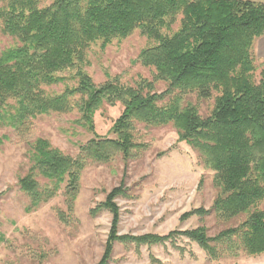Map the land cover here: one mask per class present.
Masks as SVG:
<instances>
[{
    "label": "trees",
    "instance_id": "16d2710c",
    "mask_svg": "<svg viewBox=\"0 0 264 264\" xmlns=\"http://www.w3.org/2000/svg\"><path fill=\"white\" fill-rule=\"evenodd\" d=\"M0 28L13 39L0 51V122L25 134L38 116L77 108L76 122L95 133L78 144L77 155L46 137L27 140L29 168L18 179L30 199L27 210L62 193L66 209L57 208V214L67 223L90 163L120 156L128 165L145 148L138 141L139 125H172L179 140L214 171L217 189L210 208H193L182 218L214 213L223 228L214 235L205 224L166 235L121 234L117 199L129 196L122 179L93 209L112 214L96 264H111L116 242L139 248L178 235L196 242L212 260L264 253V60L258 64L255 54V42L264 35V2L53 0L40 6L39 0H0ZM137 29L156 41L139 55L141 64L154 68L153 77L141 76L134 84L95 83L83 69L91 44L101 40L106 45ZM68 69H77V75L63 76ZM70 78H77L75 85L66 83ZM59 83L66 84L61 92L46 89ZM191 94L213 100L207 115ZM104 103L123 106L110 129L113 136L95 130L93 116Z\"/></svg>",
    "mask_w": 264,
    "mask_h": 264
},
{
    "label": "rangeland",
    "instance_id": "374dc122",
    "mask_svg": "<svg viewBox=\"0 0 264 264\" xmlns=\"http://www.w3.org/2000/svg\"><path fill=\"white\" fill-rule=\"evenodd\" d=\"M52 1L39 0V5L45 6ZM177 28L175 25L174 29ZM12 43V37L0 28V51ZM155 43L139 29L106 45L99 40L88 49L83 69L97 84L116 79L134 84L141 76L152 78L154 68L141 64L139 55ZM255 54L260 64L264 55L256 51ZM76 73L77 69H68L62 75L70 77ZM76 81L77 78H70L66 83L72 86ZM65 85L59 83L46 89L61 92ZM164 88V83H160L159 90ZM190 99L199 105L204 115L213 107V100H200L194 94ZM122 111L120 103L101 105L93 116L96 132L113 136L110 129ZM80 115L77 108L68 113L40 115L33 119L31 130L25 134L0 122V264L98 263L104 254L112 214L108 210L94 213L93 209L122 179L129 187V196L117 199L121 209V234L166 235L205 224L209 234L214 235L223 228L214 213L204 219L198 216L182 218L193 208H210L217 189L213 184L214 171L201 163L197 151L179 140L172 125H139L138 141L145 148L128 165L120 156L108 163H90L82 172L73 218L67 223L57 214V208L66 209L62 193L27 210L30 199L18 183L19 177L29 168L27 140L46 137L64 152L77 155L78 144L95 136L94 131L76 122ZM111 264H264V253L212 260L196 242L178 235L172 241L139 248L116 242Z\"/></svg>",
    "mask_w": 264,
    "mask_h": 264
},
{
    "label": "crops",
    "instance_id": "0c3cea01",
    "mask_svg": "<svg viewBox=\"0 0 264 264\" xmlns=\"http://www.w3.org/2000/svg\"><path fill=\"white\" fill-rule=\"evenodd\" d=\"M255 1L264 2V0H255ZM255 51L259 55H264V35L256 40V42H255Z\"/></svg>",
    "mask_w": 264,
    "mask_h": 264
}]
</instances>
